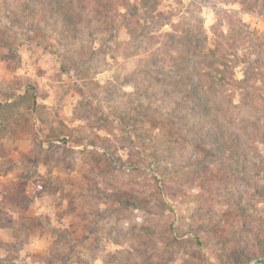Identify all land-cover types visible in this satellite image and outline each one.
Instances as JSON below:
<instances>
[{"label":"rangeland","instance_id":"obj_1","mask_svg":"<svg viewBox=\"0 0 264 264\" xmlns=\"http://www.w3.org/2000/svg\"><path fill=\"white\" fill-rule=\"evenodd\" d=\"M73 1L75 26L0 0V264H259L264 199L221 136L264 132V0ZM168 33L219 61L176 76ZM196 68L217 83L208 117L185 97Z\"/></svg>","mask_w":264,"mask_h":264},{"label":"trees","instance_id":"obj_2","mask_svg":"<svg viewBox=\"0 0 264 264\" xmlns=\"http://www.w3.org/2000/svg\"><path fill=\"white\" fill-rule=\"evenodd\" d=\"M97 1V0H96ZM147 1L149 0H143L142 3L144 4V10L143 13L145 14V12L151 11L154 12L156 10L157 4L156 6H154V2L152 0H150L153 4L151 6H149L147 4ZM31 2L34 4L33 8H31L29 6V10L27 9V6L25 7L26 10H28L30 13L32 12H36V10H38V8L40 10H42L43 13L50 15V16H56V17H60L65 23L66 25H72L75 26L80 22V18L79 15L77 14L76 10H74V1L73 0H31ZM121 2L124 4V7L126 8L128 6V4L125 3V0H121ZM157 3V2H156ZM149 7L150 9L146 8ZM141 10L139 7L133 9V16L138 14V11ZM167 38L169 39V43H172L169 48L171 50H177L176 47L181 46V50H183L182 52L184 53V55H182V52L178 54V58L177 59H172L173 65H175L176 67V71H174L176 76L177 74H181V72L183 71V67H187L189 68V70H193L190 66H189V62H190V58L193 60V58H199L200 59V63H206L207 60L212 59L213 57H215V53L214 52H210V53H205L204 50L200 47V46H194L193 43V38L192 35L190 34H186L183 35V37H177L174 34H170L168 33ZM196 45V44H195ZM9 47V46H7ZM173 47V48H172ZM216 52V51H215ZM186 57V58H185ZM224 57L222 58V60L220 62H224L226 64V62L224 61ZM226 60V59H225ZM215 61H219L217 59V57L215 59H212L210 61V65L214 67L215 65ZM196 71L197 76H190L189 79L191 81H193V86L190 89L189 92H187V94L185 95L186 98L191 99L190 101L194 102V100H198L197 102L199 103V109H197L196 107H193V110L198 111L200 109H202L204 111V113L206 114V116H210L211 115V109H210V105H209V98H207L208 96V91L213 90V87H216L217 83H215V79L214 77H212V75L210 73H206L204 72L202 69H199L197 71V68L194 70V72ZM192 73V72H191ZM247 76V75H246ZM245 76V77H246ZM209 78V82L207 81L206 78ZM211 78V79H210ZM176 79V78H175ZM225 80V77L220 78V80ZM234 79V78H232ZM221 80V81H222ZM211 81V82H210ZM211 83V84H210ZM249 83V79L246 81V79H241L240 81H235L232 80L229 86L236 88V90H239L243 92L244 89H248ZM221 87H226V84L220 85ZM191 97V98H190ZM247 97L249 98V94L247 93L246 95L243 94V99H247ZM253 100V96L251 98V101ZM253 102V101H252ZM36 103L34 102L33 107H35ZM3 120V117H2ZM1 120V121H2ZM45 121V120H43ZM4 123H6L5 120H3ZM47 122V121H46ZM244 129V127H243ZM241 129V130H243ZM217 130V129H216ZM216 140H218L219 138L216 136L215 137ZM247 140L251 139V141H256V140H261L262 144L264 145V132L263 134H260V136L257 137H247ZM221 140H226V142L223 143V146H228L229 149V153L232 154L234 158V154L238 155L239 153L244 154L245 153V160L243 163V166L241 163V170H239V166L236 165V167H232L228 170L227 174H230V178L236 176L237 174H241L242 179L245 181H247V184L250 186H253L255 189V197L258 198H263L264 199V182H262V177L261 179L258 177L261 174H264V168H261V166H264V162L262 161H250L248 159L247 162V157H248V147L246 148L245 143L247 140L242 141L240 139V137H238V135L235 136V138H233L230 142H228L227 139L223 136H221ZM241 142V143H239ZM239 148H241V150H239ZM207 150V149H206ZM208 154H210V151L207 150ZM193 158L195 159L194 161H192L193 163H197L198 161H200L198 158V155H196V153H193ZM252 167L253 170H252ZM229 167V166H228ZM235 169V170H234ZM197 177H194L193 179L195 180L196 178H198L199 180V175H200V171H198L197 173ZM264 179V178H263ZM262 182V183H261ZM205 183H207L206 181L204 182H200V186L204 185ZM208 186V185H207ZM257 195V196H256ZM121 195H119V200L122 203H125L124 201H122ZM133 206L139 207L140 202L138 201L137 198H134L133 200ZM237 206H238V216L242 217L244 220L245 219H249L250 221L248 222V227L251 226L253 223L252 220L254 218L253 215H247L245 214L246 212V208H242L241 203L237 202ZM259 223L263 224L264 223V216L259 217L258 219ZM151 232H153V230H150ZM168 234V238L167 237H162V240L164 239L167 243L168 246L171 245V243L174 242V239L172 238L173 234H174V230L173 229H169V231L167 232ZM167 246V247H168ZM257 248H258V252L260 254H262V257H257L256 259L258 260L259 264H264V238H260L257 242ZM240 261V260H239ZM232 264H244V262L240 261V262H232Z\"/></svg>","mask_w":264,"mask_h":264}]
</instances>
